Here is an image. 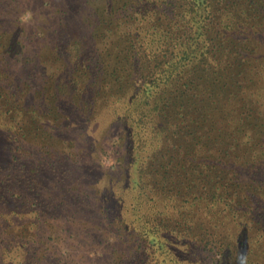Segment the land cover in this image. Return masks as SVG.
Wrapping results in <instances>:
<instances>
[{"label":"trees","instance_id":"obj_1","mask_svg":"<svg viewBox=\"0 0 264 264\" xmlns=\"http://www.w3.org/2000/svg\"><path fill=\"white\" fill-rule=\"evenodd\" d=\"M160 1L131 3L139 6V46L144 65H153L150 71L138 73L126 61L120 63L125 71L113 69L109 74L108 66L101 65L104 80L99 81L97 73L88 70L95 54L92 42L103 46L102 53L95 49L105 54L111 44L103 40L119 25L106 23L107 30L98 33L103 22L96 11L82 20L69 17L67 11L55 14L50 40L55 80L60 90L67 88L64 95L73 104L81 81L99 82L106 119L112 120L107 124L119 121L124 126L132 162L126 167L123 200L130 201L116 226L136 237L133 253L124 254V264H204L209 250L213 260L226 264H258L264 249V178H257L264 174V0H175L174 4L168 0L169 7L177 9L176 19L161 18ZM78 20L93 27L86 39L76 29ZM64 26H70L71 40L59 38ZM3 53L0 128L9 131L14 95L3 82ZM74 61L76 66L86 64L78 66L80 79L65 70L64 64ZM126 79L130 83H124ZM137 90L138 97L134 92L130 100ZM42 142L49 141L44 137ZM47 148L42 157L48 166L52 162L46 156L54 151ZM27 165L35 170L40 163L30 160ZM22 178L30 182L28 176ZM25 188L21 190L27 196ZM4 198L2 202L0 197L1 206L9 203ZM13 224L0 220L1 236ZM2 240L4 252L19 247L14 236ZM45 257L35 253L18 263L44 264ZM10 261L2 258L0 264Z\"/></svg>","mask_w":264,"mask_h":264},{"label":"rangeland","instance_id":"obj_2","mask_svg":"<svg viewBox=\"0 0 264 264\" xmlns=\"http://www.w3.org/2000/svg\"><path fill=\"white\" fill-rule=\"evenodd\" d=\"M132 1L0 0V54L4 52L2 61L6 71L3 82L14 95L10 106L13 107L11 128L9 131L0 128V197L2 202L5 196L12 197L8 198V205H0V214L3 213L0 220L14 221L6 231L7 235L0 234V261L3 258V261L13 260L7 264H20L18 261L23 257L27 260L40 253L46 256L44 264H124L133 253L136 237L127 230L117 231L116 226L130 201L123 200L127 188L126 167L132 162L127 153L124 126L119 121L107 124L112 120L106 119L104 92L99 82L93 79L81 81L76 91L79 93L76 104L70 102V97L64 95L67 88L60 90V82L55 80L58 74H55V64L51 61L50 44L54 36L55 14L67 11L69 17L82 20L96 11L103 22L98 33L105 32L109 23L118 24L119 28L103 40L111 44L109 50L113 49L114 53L108 50L101 54L103 46L92 42L95 54L91 56L88 70L97 73L95 79L104 80L99 70L101 65H107L110 74L113 69L125 71L120 63L126 61L128 68L136 66L138 73L147 74L153 65L148 62L144 65L142 59L144 56L139 46L141 14L138 15L136 3L132 7ZM115 2L119 4L113 7ZM167 2H157L163 13L161 18L176 19L177 9L172 10ZM105 11L107 14L101 16ZM79 20L75 28L86 39L93 27L85 28ZM59 33V38L71 40L70 26H64ZM8 46L11 47L9 52ZM95 48H100L101 53ZM124 55L127 56L124 58ZM64 65L66 71L74 72L73 77L80 79L81 67L78 66L83 64L76 66L74 61V64L68 62ZM204 87H208L207 83ZM109 88H112L111 84ZM134 92L138 97V90L133 91L130 100L134 99ZM75 109L82 112L74 113ZM82 116L88 119L87 122ZM44 137L49 141L46 144L42 142ZM47 147H53L51 151H54L46 156L52 162L48 166L42 157L50 149ZM30 160L39 161L40 166L28 170ZM23 161L26 163L24 167ZM23 176H28L30 182L26 184ZM257 178H264V174ZM23 185L29 190L27 196L21 190L25 188ZM263 231L257 230L259 233ZM12 236L19 247L13 252H4L6 244L2 239L9 237L10 241ZM225 245L226 242L222 244ZM211 251L206 252L204 264H226L213 260L215 256ZM262 251L258 264H264V249Z\"/></svg>","mask_w":264,"mask_h":264}]
</instances>
